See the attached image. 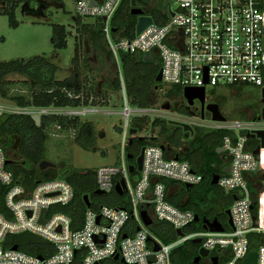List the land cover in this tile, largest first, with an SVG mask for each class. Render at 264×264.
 I'll return each instance as SVG.
<instances>
[{
    "label": "built area",
    "instance_id": "built-area-1",
    "mask_svg": "<svg viewBox=\"0 0 264 264\" xmlns=\"http://www.w3.org/2000/svg\"><path fill=\"white\" fill-rule=\"evenodd\" d=\"M123 1L75 2L78 17L105 23V39L117 65L119 53L144 58L150 53L151 63L160 61L162 81H155L158 91L164 92L163 87L180 88L183 93L186 88L207 92L257 87L263 90L264 106V0H165V4L176 6L173 11L170 8L166 22L157 24L153 19V25L133 39L114 41L112 35L118 29L112 23ZM19 108L26 115L38 113L39 117L62 115L60 112L66 109ZM3 109L0 105V114ZM145 113L143 109L132 110L126 102L127 119L135 114L142 118ZM209 116L208 121L200 119V127L227 132L222 150L230 158V172L220 176L216 186L232 199V227L227 221L223 232L190 230L197 214L169 201L167 182L193 188L202 184L204 176L189 161L168 157L160 146H146L142 170L132 174L126 139L118 163L95 170L96 190L105 193L101 196L113 193L116 185L125 181L123 195L129 199L128 209L90 200L82 217H73L59 210L74 201L73 186L55 177L25 184L22 176L17 177L10 169L11 159L0 144V264H101L117 256L125 264H179L173 260L177 249L197 239L201 240L198 251L219 253L222 264H243L255 234L262 235L257 254L258 264H264V148L256 156L254 150L260 139L248 138L249 134L264 131V120L256 117L250 121L214 122ZM250 140H258L259 144ZM250 186L259 194L255 195ZM144 211L153 221L150 226L143 220ZM159 223L174 229L175 237L170 242L163 243L149 232V227ZM177 230H182L184 236L177 235ZM22 234L41 238L54 247V253L35 256L14 250L17 245L9 239Z\"/></svg>",
    "mask_w": 264,
    "mask_h": 264
},
{
    "label": "trees",
    "instance_id": "trees-1",
    "mask_svg": "<svg viewBox=\"0 0 264 264\" xmlns=\"http://www.w3.org/2000/svg\"><path fill=\"white\" fill-rule=\"evenodd\" d=\"M35 1L37 0H0V15L8 17L9 24L12 28H18L19 22L16 18L17 9H19L22 4ZM131 3V0H124L113 20V26L118 29V33L114 34V37L117 40L121 38L133 39L136 35L137 17L131 14ZM137 5L145 12V15L151 16L157 24H162L168 20V17L161 20L157 19V16H155L157 11L150 9L144 0H137ZM76 25L78 26V29H80L79 31L83 39H86L88 42L95 45H99L102 42H106L107 44L104 32L105 23L102 20L96 19L94 20V23H86L84 19L78 17ZM69 35L70 32L65 26L58 24L53 26L52 45L55 50L67 48ZM0 42H4L3 37H0ZM78 52L79 48L76 45L75 61H77ZM108 55L113 57L109 48ZM122 61L125 67L124 69L126 70L124 83L126 90H128V95L134 93V89H136L141 80H146L147 75L143 72V69L145 68H148L152 72L153 77L151 78V81L157 86L155 78L160 71L159 65L146 63L143 55H123ZM58 70L59 68L46 56H36L28 61L25 59H16L9 62H0V96L15 103L18 107L74 109L80 107H107L109 105L108 91L116 93L122 90V82L117 71L110 72L109 78L104 83L105 92L98 93L95 90H92L94 92L89 93L88 87L84 83H76L75 78L57 80L55 75ZM10 75H21L25 78V80L20 83V89L16 87L14 82L7 80V77ZM166 95V97H180L183 96V92L180 88H170ZM222 102V97L217 96L212 103H216L221 107ZM147 122L148 119L146 117H134L133 125H140L143 129V125ZM163 123L164 121L159 119H155L151 123L153 127H161V135L163 137L162 142L158 141V137H143L141 139V137L136 136V134L131 135L130 140L125 144L126 152L133 156L132 159H129L131 164H136V158L140 155L141 148L150 145L160 146L163 148L166 155L172 154L170 155L171 157H178L179 159L187 160L189 162H191L194 152L202 151L204 152L205 157H209L220 163L223 154L218 153V148H212L206 140L209 137H212L214 140L216 139V143L217 141L222 143L227 132L223 130H205L198 128V131L195 132V138L192 141L194 152L185 153V150L182 149L183 152L181 153V149L178 148L179 145L177 144V139L180 135L178 136L177 133L178 130L182 128L177 127L174 132H171V129H168ZM54 127H57L59 131H78L79 134L75 139V143L81 145L82 137L87 131L89 123L83 122L77 116L69 117L63 115L42 116L39 122H37L33 116L29 115H11L6 116L5 118L0 117V144L8 152L10 145L15 140L18 142L17 152L22 161L17 162L16 160L11 159L10 163V169L15 175L17 177L22 176V179L24 180L23 182L29 185L34 184V182L38 180H43V177L52 178L51 176L69 182L75 190V199L69 207H61L59 210L66 212L73 217H82L84 214L87 208L83 199V196L85 195H89L90 200L92 201L103 199L108 206L128 209L129 199L126 195H120L116 191L107 196L94 194L96 190L95 170L82 172L68 167V169L64 170L60 175L57 173V167L45 171L40 170V163L47 161L46 143L49 139L48 131ZM141 128L140 130H142ZM133 129L137 130V133L139 132V128L136 126H134ZM250 142L252 144H259L258 140H250ZM69 144L72 145L71 143ZM197 171L203 174L204 181L199 186L193 187L187 191L189 198L186 204L182 205L176 197H169L168 199L173 205L180 209L196 212L201 219L205 217L209 218L206 213L201 211L200 206L208 203L209 194L217 187L216 185H212L213 176H223L226 173L223 166L213 168L207 164H202ZM172 185H176V183H167L168 187ZM250 189L255 195L259 194L252 186H250ZM184 194L183 190L182 194H178V196L183 197ZM231 203L232 201L225 204V208H230ZM1 208L2 203H0V210ZM224 216L226 217L225 213H222L214 218L220 220ZM222 223L224 226H228L227 220ZM152 230L165 241L170 242V238L175 237L174 229L167 223L156 224L153 226ZM190 230L202 231V222H195L190 227ZM261 236L262 235L260 234L253 235L249 253L257 252L259 245L262 243ZM10 241L14 242L13 244L17 245L19 250L35 256H46L47 253H54V247L52 245H49L41 238L31 234H22L11 237L9 239V242ZM188 244L189 243H186L181 251H176L177 256L173 258L175 262L179 264H193V262L190 261L191 258L189 259L190 251ZM191 246H193L192 243L189 247ZM215 255L218 256L220 260L222 259L219 253L215 252ZM101 264L123 263L120 260L110 259L101 262Z\"/></svg>",
    "mask_w": 264,
    "mask_h": 264
},
{
    "label": "rangeland",
    "instance_id": "rangeland-1",
    "mask_svg": "<svg viewBox=\"0 0 264 264\" xmlns=\"http://www.w3.org/2000/svg\"><path fill=\"white\" fill-rule=\"evenodd\" d=\"M144 1L150 9L157 11L155 16L159 20L165 17L169 18L170 8L172 11L176 8L173 4H165V0ZM75 2L76 0H37L22 4L16 11V18L19 22L18 28H12L8 17L0 15V37L4 38V42H0V62L16 59L28 61L36 56H46L59 68L55 75L57 80L75 78L76 83L81 82L88 87L89 93L94 92L92 90L98 93L105 92L104 83L112 71H117L123 82L126 70L122 56L119 53V65H117L114 58L108 55L106 42L95 45L82 38L80 29L76 25L78 16L75 12ZM85 22L94 23V19H88ZM57 24L65 26L70 32L68 46L62 50H55L52 45L53 26ZM112 40L115 41L113 35ZM76 45L79 48L77 61L74 59ZM154 64L160 66V61L155 59ZM143 72L147 75L146 80H141L132 95H128L126 87H122V90L116 93L107 90L109 92V105L107 107L66 108L60 112L63 116L79 117L83 122L89 123V127L82 137L81 145L75 143L79 134L78 131H59L57 127L49 129L46 160L56 165L59 175L68 167L73 170L88 172L102 166L117 164L123 144L126 139L127 141L130 140L132 135L130 132L134 126L139 128L136 136L141 138L158 137V141L162 142L161 127L151 125L155 119L163 120V124L168 129L170 128L171 132H174L177 127L182 128L180 124H187L193 128L194 134L185 132L182 130L183 128L178 130L177 135H180L177 139L178 148L185 151L194 149L192 141L198 128L212 130L202 128L199 125L202 124L200 122L202 119L201 111H197L200 108L199 101L195 102V106L190 107L183 96L166 97L169 87H163L164 92L158 91L151 81L152 72L148 68L143 69ZM7 80L14 82L16 87L20 89V83L25 78L21 75H10ZM217 96L222 97L223 102L220 109L229 120L250 121L260 115L263 97L261 88L237 87L217 91L208 90L206 102L212 103ZM126 102L132 110H146L142 118L146 117L148 122L143 125V129L140 125H133L134 117H138L136 114L129 119L124 115ZM0 105L4 107L3 113L0 114L2 118L11 115H26L23 108H19L15 103L1 96ZM187 108L189 109L187 110ZM32 116H40V114L33 113ZM205 119L207 121L210 119L208 112L205 113ZM215 140L209 137L206 142L212 148L220 147V141L216 143ZM17 146L18 142L15 140L8 149V156L12 160L21 162L22 159L18 155ZM192 159L203 162L205 154L202 151H196ZM262 164L264 166V156ZM51 177L54 178L55 176ZM42 179L48 178L43 177ZM258 180L261 179L258 178ZM224 196L225 192L218 187L214 188L209 194L208 203L205 206L212 209V213H223L225 210L221 211L224 204L219 201ZM98 203L106 205L103 199L98 200ZM148 230L152 236L158 237L163 243L169 242L160 238L151 227ZM190 244L188 245L190 246Z\"/></svg>",
    "mask_w": 264,
    "mask_h": 264
},
{
    "label": "water",
    "instance_id": "water-1",
    "mask_svg": "<svg viewBox=\"0 0 264 264\" xmlns=\"http://www.w3.org/2000/svg\"><path fill=\"white\" fill-rule=\"evenodd\" d=\"M131 14L133 16L137 17V24H136V35H140L147 27H149L150 25H153L154 21L153 18L151 16H147L145 15V12L138 7L137 5V0H131ZM168 0H166L167 3ZM104 21H106V19H104ZM116 31V29L114 30ZM144 61L146 63H151L152 58H151V54L150 53H146L145 54V58ZM155 81L157 83L162 81V73L159 72L158 75L156 76ZM183 97L186 100L187 104L192 107L195 105L196 101L200 102L201 105V116L202 118L205 117V113L208 112V114L211 115V118L214 122H225L227 120V118L222 114L220 106L216 103H207L206 102V92L205 89L200 88V89H193V88H186L184 90L183 93ZM264 103V102H263ZM35 120L37 122L40 121V117L39 116H35L34 117ZM258 121L264 120V106H262L261 103V110H260V115L257 117ZM181 127L184 129L185 132H189L191 134H194V130L191 126L187 125V124H180ZM132 135L137 133V130L132 129L130 132ZM248 138L250 139H260V145L257 146V148L254 150V154L256 156H258L261 152V149L264 148V131H256L255 133L249 134ZM142 139V138H141ZM144 151H145V147H143L140 151V155L136 158V165H130V172L133 174L135 172V170L137 169L138 172H140L142 170V164H143V156H144ZM133 156L130 155L129 159H132ZM56 165H54L53 163L49 162V161H43L40 163L39 168L41 171H45L47 169L50 168H55ZM258 170H256V172H258ZM230 172V166H228V168L225 170V173H229ZM219 175H214L213 176V181H212V185H216L218 183L219 180ZM126 188L125 185V181L122 180L120 183H118L115 187V190L118 194L123 195L124 194V190ZM192 186L187 185L186 189L189 190L191 189ZM95 195H104L105 193L99 190H96L94 192ZM84 202L86 204L87 207H90L91 203H90V197L89 195H85L83 196ZM236 199V198H234ZM43 213H45V210L43 211ZM226 216H227V221H228V225L232 227L233 223H232V218H231V210L228 209L225 212ZM142 217L143 220L145 222V224L147 226L152 225L153 221L150 218V216L148 215L147 212H142ZM195 221L196 222H203V229L204 230H209L211 232H223L224 231V224L217 218H215L214 220H209L207 218H203L201 219L199 217V215H196L195 217ZM41 222L44 223L45 220L44 218L41 219ZM177 235L179 236H184V233L182 230H177ZM193 244H200L201 240L197 239V240H193L192 241ZM14 250H17L18 247H14ZM183 249V246H180L177 250L181 251ZM156 250H158V248H156ZM199 256L195 259V263H197L199 261V259L201 258H208L210 256V252L208 250L205 249H200L199 250ZM115 260H119V257L117 256L115 258ZM122 263H124L123 260H121ZM211 262L212 264H217L218 263V257L214 256L211 258ZM125 264V263H124ZM243 264H258V254L257 252H251L248 257L243 261Z\"/></svg>",
    "mask_w": 264,
    "mask_h": 264
},
{
    "label": "crops",
    "instance_id": "crops-1",
    "mask_svg": "<svg viewBox=\"0 0 264 264\" xmlns=\"http://www.w3.org/2000/svg\"><path fill=\"white\" fill-rule=\"evenodd\" d=\"M182 152H183V150H181V153ZM184 152L185 153H187V152H194V149L187 150V151H184ZM218 153H222L223 154L221 156L220 163L217 162V161L212 160L209 157H205V160L203 162H198V161H195L194 159H191V162L190 163L192 164V166H193V168L195 170H198L202 164H207L208 166H211V167L223 166L224 167V170H226L228 168V166L230 165V158H229L228 154L222 150V143H221L220 147H218ZM170 155H172V154H168L167 156L168 157H171ZM167 183H169V182H167ZM183 190H184V193L185 194L183 195V197H179L178 194H182ZM183 190H182V186H180L178 184L169 186L168 187L169 197H176V199H178V201H180V203L182 205H184V204H186L188 202L189 194H188V192H187L188 190L186 188L183 187ZM219 202L221 204H224V207H223V209H222L221 212H223L225 210L223 212V213H225L226 210H227L225 208V204L231 202L230 196H228V195L225 194V196L222 197V199ZM200 209H201L202 212L206 213V215L208 217H210V218H214V217L222 214L220 212H219L220 214H216L217 212L212 213L211 211H213V210L212 209H208V207L205 206V205H201L200 206Z\"/></svg>",
    "mask_w": 264,
    "mask_h": 264
},
{
    "label": "flooded vegetation",
    "instance_id": "flooded-vegetation-1",
    "mask_svg": "<svg viewBox=\"0 0 264 264\" xmlns=\"http://www.w3.org/2000/svg\"><path fill=\"white\" fill-rule=\"evenodd\" d=\"M195 106V105H194ZM189 109V108H188ZM198 110H200L201 111V105H200V108L199 109H197V111ZM143 147H146V146H143ZM142 147V148H143ZM141 148V149H142ZM230 199H231V197H230ZM231 201H232V199H231ZM229 209V208H228ZM227 209V210H228ZM226 210V211H227ZM226 215V214H225ZM205 218H207V217H205ZM203 219V218H202ZM207 219H209V220H214L215 218H207ZM225 220H227V216L225 217H222V219H220V221L221 222H223V221H225ZM202 222V221H201ZM203 223V222H202ZM189 253H190V257H189V259H190V261H192L193 262V264H212V262H211V258L212 257H214V256H216V255H210L208 258H201V259H199V261L197 262V263H195L194 261H195V259L199 256V251H198V244H193V246H191V247H189ZM218 257V256H217ZM217 264H221V260H220V258L218 257V263Z\"/></svg>",
    "mask_w": 264,
    "mask_h": 264
}]
</instances>
